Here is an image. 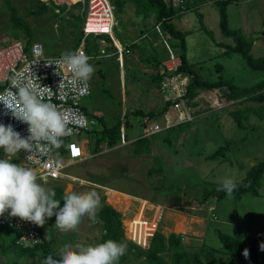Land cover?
I'll return each mask as SVG.
<instances>
[{"label":"rangeland","instance_id":"rangeland-1","mask_svg":"<svg viewBox=\"0 0 264 264\" xmlns=\"http://www.w3.org/2000/svg\"><path fill=\"white\" fill-rule=\"evenodd\" d=\"M220 1L185 0V12L172 22L186 33L187 61L201 79L217 81L222 77L239 88L252 87L264 80V71L250 70L243 55L233 49L238 44L236 38L242 36L251 43L253 58H264V0H229L228 28L236 32L232 34L222 29ZM85 7V0H0V45L18 40L39 43L45 56H60L76 46ZM13 13L28 26L31 36L13 21ZM127 17L120 22L116 34L119 39L121 35L134 42H130L133 43L131 53L123 57L122 64L118 63L108 38H90L89 56L95 73L91 79V96L83 100L88 117L95 119L100 129L99 117L110 127L121 119L127 136L125 142L113 148L104 143L95 151V139L85 136L89 144L86 160L67 168V175L58 181L38 182L51 190L61 187L64 194L95 190L101 204L98 212L104 205H110L121 213L124 234H127L125 220L133 233L136 224L151 223L156 230L154 234L180 236L184 250L190 254L204 246L220 251L219 257L224 260L219 232L239 240L250 236L264 241V180L258 195L248 193L240 199L226 195L219 199L213 192L221 178L233 175L239 183L253 166L264 162V104L248 100L246 94L233 101H221L216 95L199 91L194 107L188 108L180 102L164 112L167 101L184 94L189 79L167 76L159 87L147 81V75L154 72L147 60L154 53L159 60H165L167 54L153 31V17L140 19L134 4ZM141 35L144 36L141 38ZM116 44L120 45L117 39ZM176 51L181 53L179 47ZM163 70L160 67L158 71ZM173 88H180L182 92H174ZM137 111H160L161 114L149 121L133 115ZM167 118L172 123L168 130L143 140L142 145L134 143L144 138L142 125L165 126ZM220 147L226 148L225 155L210 160L209 156ZM0 158H3L2 150ZM13 163L21 160L18 157ZM157 206L164 208L159 223L153 213ZM144 207L146 215L143 216L141 208ZM43 229L44 241H53L49 248L54 256L65 244L95 245L102 243L105 235L102 222L93 224L87 217L78 230L66 234L55 227V217ZM13 239V233L4 232L0 241L11 243ZM125 239L148 250L127 235ZM142 244L145 243L142 241ZM43 258L40 254L23 255L19 251L3 254L0 249L3 264H41ZM119 264L149 263L137 250L127 248ZM167 264H171L168 257Z\"/></svg>","mask_w":264,"mask_h":264},{"label":"clouds","instance_id":"clouds-1","mask_svg":"<svg viewBox=\"0 0 264 264\" xmlns=\"http://www.w3.org/2000/svg\"><path fill=\"white\" fill-rule=\"evenodd\" d=\"M91 59L76 49L47 61L45 66H56V74L60 75L58 69L61 68L68 73L67 79L60 75L62 80L56 91L41 86L40 79L32 71L36 62L31 65L27 77L22 73L13 77L10 86L0 92V104L4 106L5 114L26 124L28 131V136L22 137L11 124H0V150L3 151V158H0V217L7 213L11 218L38 227H44L55 217V227L64 234L78 230L85 217L93 224L98 222L101 204L95 190L66 193L61 207V200L55 198L56 192L38 182L40 177L34 167L13 163L23 150L28 153L24 161L47 158L59 167L58 150L64 146L66 138L74 135L76 122L85 118L79 113L70 115L69 109L52 103L51 97L57 93L67 96L86 86L95 73ZM218 185L217 191L229 197L237 189L233 175L221 178ZM126 252V243L112 239L95 245L65 244L55 256L43 258L41 264H119ZM243 255L247 258L248 250Z\"/></svg>","mask_w":264,"mask_h":264},{"label":"trees","instance_id":"trees-1","mask_svg":"<svg viewBox=\"0 0 264 264\" xmlns=\"http://www.w3.org/2000/svg\"><path fill=\"white\" fill-rule=\"evenodd\" d=\"M228 2L229 0H222L218 2V7L223 31L226 34H232L233 32H236L231 31L228 28ZM112 3L116 8V15L120 22L128 18V11L131 7V4L136 5V16H138L140 19H148L150 17H153V20L151 21H153L154 26H152L155 28L156 25H160L165 33H169L171 35V44L175 52H178L176 51V47H179L181 50V53L177 54H179L182 59V67H180L176 76H183L189 79V83L182 97L174 101H167L163 110L164 112H167L172 106H175L180 102H184L188 108L194 107L196 103H194L193 101L195 100V98H197L199 91L209 92L213 95H216L218 96L217 99H220L221 101H233L239 95L246 94L249 95L248 100L254 103L264 104V80L252 87L239 88L233 82L229 80H224L222 77H219L217 81H207L200 78L199 74L195 71L193 65L188 63L187 61V57L185 54L186 33L178 30L172 22L175 17H178L180 15L181 12L179 9L167 7L166 4L163 3L161 0H112ZM12 18L13 21H15L20 28L26 31L28 36H31V32L28 26L21 22L19 19H17L14 13ZM144 35H141V38ZM82 38L83 32L81 30L78 35V42L76 46L70 50H76L79 44L81 43ZM236 39L238 41V44L234 47L233 50L243 55V57L246 59V63L249 69L252 71H264V58H253V56L251 55V43L243 39L242 36H238ZM119 40H121L122 43L127 42V40L121 37V35ZM89 41L90 39L86 40L88 55L90 53ZM175 41H178V43H176ZM94 50L97 49L94 48ZM147 62L154 63V68L156 70L159 66L162 67V60H159L158 58H156V56L150 57ZM167 76V73L163 70L162 73L158 72L147 76V80L153 84H156V86L159 87L162 84L163 79ZM159 112L151 111L149 113H144L143 111H137L133 115L140 116L151 121L160 116L159 114H161V112ZM98 120H100L102 128H99L98 130L95 129L89 134L90 139H95L94 150L99 151V149L104 143H106L110 148L115 147L118 143L121 142L123 138L121 133L123 132V122L120 119L118 120L117 124L110 127L104 123L105 121H103V117H99ZM146 139L148 138H141L134 143H139L140 145H142V141ZM66 146L67 145L65 142L64 146H62L58 151L65 152ZM225 152L226 148L220 147L216 152L209 156V159L217 160L219 159V157L224 156ZM136 153L139 154L137 150ZM263 180L264 162H261L253 166L248 171L246 177L241 182L237 183V189L233 192L232 195L236 199H240L243 195L248 193L258 195L259 188ZM217 188L218 187H215L213 189V192H216L218 194L217 197L219 199L224 198L226 194L222 191H217ZM54 191L56 192L55 198L61 200V207H63L62 199L65 195L63 188L56 187ZM97 217L98 220L102 222V227L105 231V235L102 237L101 240L102 242L108 239H112L117 242H124L127 244L128 249L137 250L140 255L144 256L149 264H167V257L171 259V264H264V253L260 252L259 254H250L248 252L249 255L247 258H245V256L243 255L244 251L248 250L247 243L251 240L250 236L245 238L244 240H239L226 233L219 232V238L221 239L224 246L223 254L225 255L224 260H221L219 257V254L221 252L214 248L202 246V248L197 252L191 254L188 253L183 248L181 237L174 233L170 234L169 236H165L163 233L157 232L153 236L150 248L148 250L141 249L125 239L121 220L122 215L121 213L116 211L112 206L104 205L97 213ZM124 223L127 229V236L129 238L133 237L134 234L130 230V226L127 220H125ZM141 226V240H143V243L147 245L150 241V236L153 234L155 229L151 223L145 224L143 221L141 223ZM4 232L13 233L14 239L11 243H6L3 240L0 241V249L3 254L11 253L12 251H19L23 255L33 256L36 254H40L44 257H46V255H52V251L49 247L51 246L53 241H44V239H46V233L44 230L41 231L42 242L33 247H23L19 245L17 243V241L19 240V235L13 230L9 229H4L0 232V239H2Z\"/></svg>","mask_w":264,"mask_h":264},{"label":"built area","instance_id":"built-area-1","mask_svg":"<svg viewBox=\"0 0 264 264\" xmlns=\"http://www.w3.org/2000/svg\"><path fill=\"white\" fill-rule=\"evenodd\" d=\"M161 1L165 3L167 7L179 9L181 13L185 12V0ZM85 4L86 7L83 8L81 12L83 38L77 49H80L88 55L86 40L90 38L100 39L101 37H106L113 43L115 55L117 56L119 63L122 64L123 57L131 53L130 48L132 44L121 43L116 34L117 29L120 28V20L116 15V8L114 7L112 0H85ZM153 31L157 34L167 53L165 60L162 61V67L168 77L175 78L177 77L176 74L180 67H182V59L180 55L175 52L171 44L172 37L169 33H165L160 25H156ZM116 39L120 42V45L116 44ZM101 41L104 44L106 43L105 40ZM58 57L59 56H45L44 48L39 43H29L18 40L6 46L0 45V92H3L10 86L13 77L18 76L21 73L27 77L31 65L36 62L38 63L32 66V71L34 75L40 79L41 86H47L52 88L53 91H56L62 80L60 75L67 79L68 73L61 68L58 69L60 74L58 75L56 74L57 70L55 65L45 66V63L50 59ZM37 83H39V81ZM173 91L178 93L182 92L180 88H173ZM173 91L170 94H173ZM91 92L92 84L90 81L86 86L67 96L63 93H57V95L51 97L52 103L62 105L64 108L69 109L70 115L72 113H79L85 118L76 122L74 126V135L66 138L65 142L67 146L65 152L58 151V159L60 161L59 167L56 166L54 161L49 162L47 158H43L42 160L24 161L28 153L23 150L19 153L21 163L26 166L34 167L40 177L39 180L42 182L49 183L64 178L67 175L65 173L67 168L87 159V147L89 144H87L85 136H88L93 130L99 129L97 121L88 117L85 107L83 106V100L89 99ZM165 122V126H161L158 123H146L142 125L143 137L150 138L158 133L168 130L172 126V123L168 118ZM0 124H4L5 126L11 124L14 130L20 133L22 137L28 136L27 125L13 119L10 114L6 115L2 104H0ZM75 137H78V140H73ZM122 137L121 141L125 142L126 136L124 130L122 132ZM145 208L146 207H144V209L141 208L143 216L146 215ZM154 212V220L157 218L159 223L163 218L164 208L161 206L154 207L153 213ZM141 227V224L135 225L134 236L131 237L130 240L132 239V241L136 242L138 245L149 249L150 243L146 246L145 244H142ZM4 229L16 232L19 235L17 243L23 247H33L42 242V227L21 221L18 218H11L7 213L3 217H0V232ZM153 234L150 236V240ZM125 235L127 234H124V236ZM0 264H2L1 259Z\"/></svg>","mask_w":264,"mask_h":264},{"label":"water","instance_id":"water-1","mask_svg":"<svg viewBox=\"0 0 264 264\" xmlns=\"http://www.w3.org/2000/svg\"><path fill=\"white\" fill-rule=\"evenodd\" d=\"M261 245H264V241H259L255 238L251 239L247 243V249L250 254H259L261 252Z\"/></svg>","mask_w":264,"mask_h":264},{"label":"crops","instance_id":"crops-1","mask_svg":"<svg viewBox=\"0 0 264 264\" xmlns=\"http://www.w3.org/2000/svg\"><path fill=\"white\" fill-rule=\"evenodd\" d=\"M121 42V41H120ZM130 42H134V41H128L127 40V42L126 43H130ZM137 42V41H136ZM122 43V42H121ZM126 43H123V44H126ZM132 45H133V43H131ZM152 50V49H151ZM154 56H156V58H157V55H156V53H154ZM117 61H118V59H117ZM163 61V60H162ZM118 63H119V61H118ZM150 63V65L152 64V66H151V68L150 69H152L154 72H156V73H160V71H158L159 70V68L161 67V66H159L158 67V69L156 70L155 68H154V63H151V62H149ZM152 73V74H155V73ZM147 76H149V75H147ZM146 79H147V77H146ZM148 81V80H147ZM100 127V126H99ZM120 196L121 197H123V198H127L124 194H120ZM128 199V198H127ZM129 200V199H128Z\"/></svg>","mask_w":264,"mask_h":264}]
</instances>
